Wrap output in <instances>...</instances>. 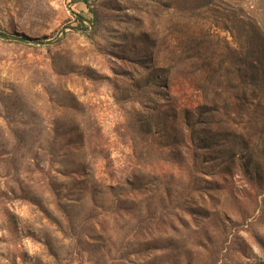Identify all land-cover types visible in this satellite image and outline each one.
Returning a JSON list of instances; mask_svg holds the SVG:
<instances>
[{"label":"rangeland","instance_id":"1","mask_svg":"<svg viewBox=\"0 0 264 264\" xmlns=\"http://www.w3.org/2000/svg\"><path fill=\"white\" fill-rule=\"evenodd\" d=\"M0 264H264V0H0Z\"/></svg>","mask_w":264,"mask_h":264},{"label":"trees","instance_id":"2","mask_svg":"<svg viewBox=\"0 0 264 264\" xmlns=\"http://www.w3.org/2000/svg\"><path fill=\"white\" fill-rule=\"evenodd\" d=\"M79 19H81V18H79ZM82 21H83V19H81Z\"/></svg>","mask_w":264,"mask_h":264}]
</instances>
